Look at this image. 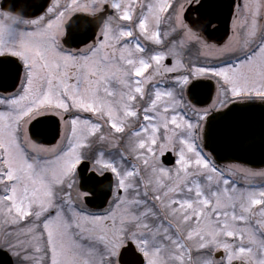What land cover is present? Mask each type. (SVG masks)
Wrapping results in <instances>:
<instances>
[{
	"label": "snow or ice",
	"instance_id": "obj_1",
	"mask_svg": "<svg viewBox=\"0 0 264 264\" xmlns=\"http://www.w3.org/2000/svg\"><path fill=\"white\" fill-rule=\"evenodd\" d=\"M0 264H264V0H0Z\"/></svg>",
	"mask_w": 264,
	"mask_h": 264
},
{
	"label": "water",
	"instance_id": "obj_2",
	"mask_svg": "<svg viewBox=\"0 0 264 264\" xmlns=\"http://www.w3.org/2000/svg\"><path fill=\"white\" fill-rule=\"evenodd\" d=\"M14 2L19 5V4L32 3V0H14Z\"/></svg>",
	"mask_w": 264,
	"mask_h": 264
}]
</instances>
